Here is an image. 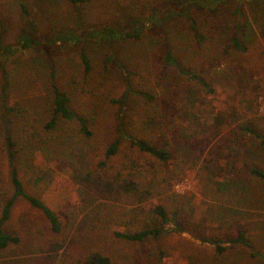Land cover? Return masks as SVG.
<instances>
[{"label": "rangeland", "instance_id": "1", "mask_svg": "<svg viewBox=\"0 0 264 264\" xmlns=\"http://www.w3.org/2000/svg\"><path fill=\"white\" fill-rule=\"evenodd\" d=\"M171 1L92 0L76 9L66 0H0V21L7 28L4 44L15 47L20 29L25 25L20 3L27 5L37 24L40 38H44L43 45L34 50H18L7 58L0 53V173L3 189L10 196L14 195V190L6 142L7 137L13 134L21 148L19 162L28 191L59 214H65L76 202L75 190L67 183L69 174L56 161H48L50 155L33 145L22 130L32 122V118L39 121V140H48V145L53 148L66 140H82L93 155L95 153L97 161L104 158L106 148L118 137L121 116L128 122L129 132L162 141L163 133L153 127L148 128L145 122L155 116L157 107L163 109L166 106L160 101L164 102L165 94L158 84V78L167 67L163 64L167 43L177 49L187 64L192 63L205 73L211 68L213 57L220 55L222 47L229 46L230 37H239L246 50L239 51L232 45L231 55L225 59L220 56L216 67L210 69L217 94H210L209 101L214 105V111H235L244 116V120H249L259 134L264 135V0H218L223 4L218 6L220 9L215 23L207 9L193 6L195 0H182L202 25L210 18L207 27L213 25L221 34L217 44H209L203 50L197 49L185 15L169 13L167 17L159 16L156 21H152L155 17L153 7L166 11ZM176 2L178 0H173L171 4ZM144 7L145 13L142 15ZM139 23L146 29L139 41L115 40L106 33L108 26L133 28ZM64 37H75L81 45L77 46L75 40L63 44L61 39ZM52 39L56 42L52 43ZM82 48L91 61L89 74H85L81 61ZM113 54L133 73L129 77L133 88L154 95L159 104L147 103L137 94L127 100L125 106L115 103L121 100L127 84L122 70L108 62ZM5 68L10 73L12 83L7 97L3 90ZM53 80L69 93L74 116L71 120L62 121L57 131L45 132L43 125L52 115ZM203 94L199 91L197 105L203 99ZM6 101L21 103L22 117L15 122L4 117L3 106ZM167 104H170L168 98ZM78 117L89 120L94 132L90 139L80 133ZM219 140L213 141L214 145L220 146ZM248 142L253 165L264 171V143L255 136H251ZM51 153L56 157L59 151ZM126 154L145 158L131 148L127 139L123 141L117 159L120 161ZM36 168H49L55 172L58 175L55 183L47 189L43 183L35 187L32 180L37 176ZM170 189L180 195L196 192L199 201H205L199 203V208L208 214L205 229L207 237L225 242L229 237H238L239 228H243L252 248L236 245L226 255L220 256L211 243H204L190 233L171 231L138 247L117 240L108 233L92 237L91 242H95L92 245L123 264H127L129 258L133 264H155L156 257L153 254L162 248L167 249L170 264H264L263 179L247 174L236 185L226 186V197L233 203L202 196L200 191L204 190V185L196 180V173L188 174ZM38 228L51 234L42 212L32 208L24 199H17L6 230L20 235L22 244L8 255L4 264H37L33 247L37 241ZM49 263L53 264V260H49Z\"/></svg>", "mask_w": 264, "mask_h": 264}, {"label": "trees", "instance_id": "2", "mask_svg": "<svg viewBox=\"0 0 264 264\" xmlns=\"http://www.w3.org/2000/svg\"><path fill=\"white\" fill-rule=\"evenodd\" d=\"M66 1L79 9L92 0ZM217 1L195 0L193 6L207 9L215 23L220 9L218 6L223 4L222 1ZM171 2L170 11L169 9L161 11L153 7L152 12L155 14L153 22L159 16L167 17L169 13L185 15L197 49L203 50L209 44L219 42L221 34L215 26L207 27L210 18L202 25L190 13L191 8L187 6L188 4L184 5L182 0L174 4ZM196 2L204 5H198ZM20 6L25 25L20 29L15 47L3 43L7 28L4 27V22L0 21L2 50L0 53L4 58L13 56L18 50L22 52L34 50L44 42L27 5L20 3ZM143 13L145 7L142 15ZM136 21L140 22L139 19ZM145 31L140 23L133 28L120 26L106 28L108 36L123 41H139ZM74 40L76 41L75 37L61 39L63 44H69ZM55 42L56 40L52 39V43ZM228 43L229 46L221 48L220 55L213 57L211 70L216 67L220 56H224L225 59L231 55L232 45L239 51L246 50L237 36L230 37ZM76 44L81 45L79 41H76ZM81 61L85 74H89L91 61L84 48L81 50ZM108 62L114 63L122 70L127 84L121 100L118 99L115 103L125 106L127 100L136 94L143 97L147 103L159 102L154 95L133 88L129 78L133 73L125 63L115 59L114 54L108 58ZM163 64L167 67L159 76L158 84L164 89V102L161 99L160 101L162 104L166 103V106L162 107L163 109L157 107L155 116H151L145 122L148 128L153 127L154 130L163 133L162 141L129 132L128 122L122 116H118L121 120L117 128L118 137L106 148L104 158L97 161L95 153L93 155L82 140H66L57 143L54 148L48 145V140H39L40 128L37 119L32 118V122L22 128L33 145L44 154L50 155L48 161H56L58 166L69 174L67 183L75 190L76 202L65 214L54 212L39 197L28 191L19 162L21 148L13 134L7 137V154L14 195L10 196L3 189L0 173V264H4L8 255L22 244L20 235L6 230L19 198L42 212L46 227L51 232L49 234L38 228L37 241L33 247L37 264H50L49 260H53V264H123L119 259L105 254L92 245L95 244L94 241L91 242L92 237L104 233L137 247L151 239L159 238L168 231L190 233L202 242L214 245L217 255L220 256L226 255L227 251L236 245L252 248L243 228H239L238 237H229L225 242L207 237L205 229L208 214L199 208V203L205 201H199L196 192L180 195L173 192L170 187H174L188 174L196 173V180L204 185V190L198 189L202 196L233 203V200L226 197L228 195L224 189L226 186L236 185L237 181L247 174L264 180V171L252 163L253 157L248 142L251 136H255L264 143V135L259 134L249 120H244V116L238 115L235 111H214L209 95L213 96L217 91L211 80L210 69L204 73L192 63L187 64L177 49L169 43L165 45ZM3 80V90L7 97L12 83L6 68L3 69ZM51 91L52 115L43 125L45 132L57 131L62 121L71 120L74 116L69 93L55 80L51 82ZM199 91L204 94L197 105ZM167 98L170 104H167ZM3 107L4 117L12 122L22 117L20 101L13 103L6 101ZM78 122L84 138L90 139L94 136L88 119L78 117ZM126 139L130 141L131 148L144 156V159L128 154L120 161L117 159L121 153L122 143ZM218 139H221L220 146L213 143ZM52 151H59L58 156H52ZM36 169L37 176L32 180L35 187L43 183L47 189L55 183L58 175L51 169ZM63 220L66 221L65 224ZM226 243L229 246H224ZM153 255L156 257L155 264H170L166 248ZM129 259L127 264H133L131 258Z\"/></svg>", "mask_w": 264, "mask_h": 264}]
</instances>
